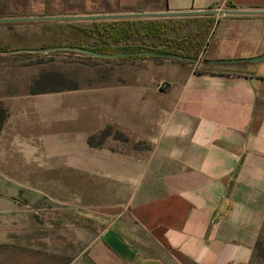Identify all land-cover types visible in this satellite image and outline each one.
<instances>
[{
    "label": "crops",
    "instance_id": "crops-1",
    "mask_svg": "<svg viewBox=\"0 0 264 264\" xmlns=\"http://www.w3.org/2000/svg\"><path fill=\"white\" fill-rule=\"evenodd\" d=\"M181 13L210 17L198 59L143 56L141 78L114 82L132 96L123 117L160 121L146 160L125 175L99 171L100 183L116 180L110 197L40 209V219L14 193L1 199L0 264H252L264 235V60L205 59L264 53V0H0V30H18L2 41L19 47L101 45L125 31L113 45H139L132 37H162ZM11 144L18 159L26 143ZM30 188L17 193H40Z\"/></svg>",
    "mask_w": 264,
    "mask_h": 264
},
{
    "label": "rangeland",
    "instance_id": "rangeland-1",
    "mask_svg": "<svg viewBox=\"0 0 264 264\" xmlns=\"http://www.w3.org/2000/svg\"><path fill=\"white\" fill-rule=\"evenodd\" d=\"M206 14L181 13L167 20L164 36L149 37L143 43H135L138 40L132 37L133 44H139L133 46L170 47L198 56L210 31ZM19 35L18 30H0V154L6 157L0 159V175L13 179V183L0 182V201L10 200L14 193L17 203L40 219V209L93 201L101 193L110 197L116 180L107 175L100 183L99 171L113 175L120 168L125 175L136 162H144L151 145L148 127L160 122L127 119L119 109L132 96L128 87H118L114 82L141 78L143 56L100 57L68 49L30 50L39 47H19L13 39L8 44L2 41L7 37L19 40ZM61 42L59 39L57 44ZM138 100L145 102L146 97ZM106 107L111 113L102 110ZM122 110L129 111L124 104ZM12 139L26 143L18 159L10 158ZM33 169L29 178L35 176L37 184L25 179L26 172ZM83 178L91 183H82ZM35 185L40 193L26 200L17 193L19 188ZM122 186L129 188L127 184ZM261 238V254H254L252 264H264V235Z\"/></svg>",
    "mask_w": 264,
    "mask_h": 264
},
{
    "label": "water",
    "instance_id": "water-1",
    "mask_svg": "<svg viewBox=\"0 0 264 264\" xmlns=\"http://www.w3.org/2000/svg\"><path fill=\"white\" fill-rule=\"evenodd\" d=\"M38 49H68L74 51L85 52L90 55H96L100 57H122L129 55H139V56H160V57H169L175 59H182L188 61H196L197 56L188 55L180 53L177 51L162 50V49H151V48H133V49H122L116 51H102L86 46H77V45H53L45 48H31L30 50ZM264 60V53L245 56V57H224V58H206L205 61L208 63L223 64V63H238V62H259Z\"/></svg>",
    "mask_w": 264,
    "mask_h": 264
},
{
    "label": "trees",
    "instance_id": "trees-1",
    "mask_svg": "<svg viewBox=\"0 0 264 264\" xmlns=\"http://www.w3.org/2000/svg\"><path fill=\"white\" fill-rule=\"evenodd\" d=\"M157 26L156 24L154 25L153 24V27ZM108 35L110 36V38L112 39L113 42H117L119 41V38L118 36L119 35H122L124 38H127L128 37V32L125 31V32H118V35H116L117 37L113 36V35H110V33L108 32ZM113 42H110L108 40H106L105 38L102 39V44L101 45H97L96 43H92V45H90L89 47L91 48H94V49H98V50H102V51H116V50H122V49H133V48H149V47H146V46H133V45H113L114 43ZM156 49H162V50H170V51H177L175 50L174 48H170V47H166V48H156ZM261 243H262V238H258L256 243H255V252L254 254L256 253L257 255L261 254ZM257 250H260L259 253H257Z\"/></svg>",
    "mask_w": 264,
    "mask_h": 264
},
{
    "label": "built area",
    "instance_id": "built-area-1",
    "mask_svg": "<svg viewBox=\"0 0 264 264\" xmlns=\"http://www.w3.org/2000/svg\"><path fill=\"white\" fill-rule=\"evenodd\" d=\"M158 86L159 87H164L165 86V82L164 81H159L158 82Z\"/></svg>",
    "mask_w": 264,
    "mask_h": 264
}]
</instances>
